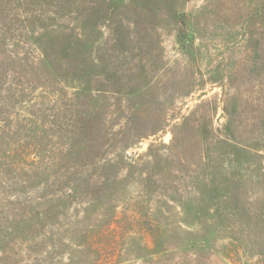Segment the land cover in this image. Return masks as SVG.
Instances as JSON below:
<instances>
[{
	"label": "rangeland",
	"instance_id": "rangeland-1",
	"mask_svg": "<svg viewBox=\"0 0 264 264\" xmlns=\"http://www.w3.org/2000/svg\"><path fill=\"white\" fill-rule=\"evenodd\" d=\"M0 264H264V0H0Z\"/></svg>",
	"mask_w": 264,
	"mask_h": 264
}]
</instances>
